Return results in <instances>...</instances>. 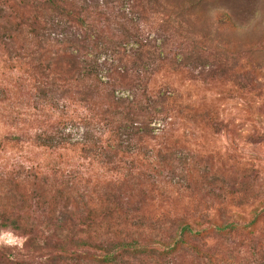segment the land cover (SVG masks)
Instances as JSON below:
<instances>
[{"label":"trees","instance_id":"1","mask_svg":"<svg viewBox=\"0 0 264 264\" xmlns=\"http://www.w3.org/2000/svg\"><path fill=\"white\" fill-rule=\"evenodd\" d=\"M258 12L263 31L248 36ZM0 63L23 91L0 87V117L35 125L44 149L78 147L107 174L0 172V231L22 234V248L50 263L264 264V237L228 211L264 179L241 169L238 195H214L217 174L200 169L204 155L184 154L173 130L226 126L212 106L153 85L168 74L264 103V0H0ZM198 176L210 195H184Z\"/></svg>","mask_w":264,"mask_h":264},{"label":"rangeland","instance_id":"2","mask_svg":"<svg viewBox=\"0 0 264 264\" xmlns=\"http://www.w3.org/2000/svg\"><path fill=\"white\" fill-rule=\"evenodd\" d=\"M259 22H261L260 25ZM250 25L254 30H246V35L259 36L262 33L263 15L261 12L257 13ZM12 75V72L7 73L2 70L0 63V87L10 85L22 97V89L7 80V77H12ZM162 83H167L171 89L177 91L183 101L197 105L203 102L207 106H212L216 109L218 119L222 120L226 126L225 129L215 132L209 129L193 130L185 125L182 127L175 124L173 130L174 136L182 141L181 144L184 147L182 152L194 155L195 158L204 155L205 162L199 164L200 169L207 167L212 173L217 174L216 181H212L213 183L209 186L214 195L219 193L218 188L228 192V195H238L237 191L244 188V186L240 187L239 180L235 179L236 176H239L241 169L247 170L252 167L256 176L264 179V137L259 138V135L264 131L262 128L264 125V103L262 101L255 100L246 94L239 96L231 91L229 85L221 83L203 85L186 81L179 76L166 74L157 77L153 85L157 87ZM77 113L76 115H81L79 109ZM0 115L5 116L1 112ZM13 115L10 118L0 117V172L32 166L45 171L57 168L91 179H102L107 175L100 167L89 166L87 161L81 160L77 151L78 147H75L77 150L74 151L70 149L50 151L35 145L33 137L36 126L24 124L19 119L13 120V118L11 119ZM76 115L73 114L74 117ZM73 125L74 127H68V129L73 131V142H76L82 134L83 126L78 123ZM154 127L156 128L157 125ZM209 182H211L210 179H201L198 176L195 183H190L188 189L183 193L184 195H195L198 198L207 197L210 195L207 193ZM252 190L254 191L247 193L249 202L241 206L242 208L232 205L228 209L229 215L238 226L244 228V232L253 229L255 234L264 237V184L259 187L253 186ZM185 200L187 202L186 197ZM223 215L227 216L226 213ZM223 215L221 212H214L216 221L223 219ZM236 238L240 237H233V239ZM255 241L252 242V245L255 244ZM23 243L22 234L9 229L1 230L0 264H8L12 259H21L32 264H73L72 261L50 263L51 259L45 255V252H32L24 249L22 248Z\"/></svg>","mask_w":264,"mask_h":264}]
</instances>
